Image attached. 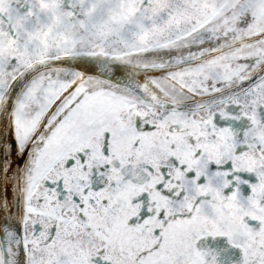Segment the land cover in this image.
<instances>
[{
  "label": "snow or ice",
  "instance_id": "6c2138e0",
  "mask_svg": "<svg viewBox=\"0 0 264 264\" xmlns=\"http://www.w3.org/2000/svg\"><path fill=\"white\" fill-rule=\"evenodd\" d=\"M0 264H264V0H0Z\"/></svg>",
  "mask_w": 264,
  "mask_h": 264
}]
</instances>
